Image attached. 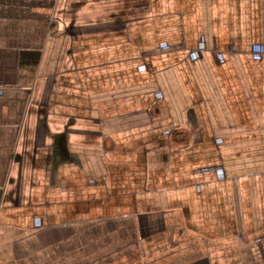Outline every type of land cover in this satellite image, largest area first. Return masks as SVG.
Returning a JSON list of instances; mask_svg holds the SVG:
<instances>
[{
	"label": "crops",
	"instance_id": "crops-1",
	"mask_svg": "<svg viewBox=\"0 0 264 264\" xmlns=\"http://www.w3.org/2000/svg\"><path fill=\"white\" fill-rule=\"evenodd\" d=\"M0 264H264V0H0Z\"/></svg>",
	"mask_w": 264,
	"mask_h": 264
}]
</instances>
